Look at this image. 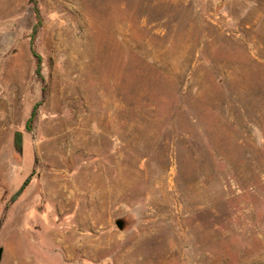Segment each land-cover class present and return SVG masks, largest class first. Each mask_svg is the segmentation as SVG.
Returning <instances> with one entry per match:
<instances>
[{"label":"rangeland","instance_id":"374dc122","mask_svg":"<svg viewBox=\"0 0 264 264\" xmlns=\"http://www.w3.org/2000/svg\"><path fill=\"white\" fill-rule=\"evenodd\" d=\"M0 249L264 264V0H0Z\"/></svg>","mask_w":264,"mask_h":264},{"label":"trees","instance_id":"16d2710c","mask_svg":"<svg viewBox=\"0 0 264 264\" xmlns=\"http://www.w3.org/2000/svg\"><path fill=\"white\" fill-rule=\"evenodd\" d=\"M33 11H34V14H35L37 22L34 25V27L32 29V32H31V36H30V52H31L32 56L35 58V60H36V75L39 76L40 61H39L38 56L36 55V53L33 50V40H34V38H35V36H36V34H37L38 30H39V27H40V19H39L38 11H37L35 6L33 7ZM28 183H29V178L26 179L22 183V185L20 186L19 190L12 197V201L16 200L21 195V193L23 192V190L25 189V187L27 186Z\"/></svg>","mask_w":264,"mask_h":264},{"label":"water","instance_id":"95a60500","mask_svg":"<svg viewBox=\"0 0 264 264\" xmlns=\"http://www.w3.org/2000/svg\"><path fill=\"white\" fill-rule=\"evenodd\" d=\"M13 147L17 153L21 152V135H20V133L14 134ZM115 224H116L118 230L123 229V223L121 221L118 220V221H116ZM1 256H2V249H0V261H1Z\"/></svg>","mask_w":264,"mask_h":264}]
</instances>
